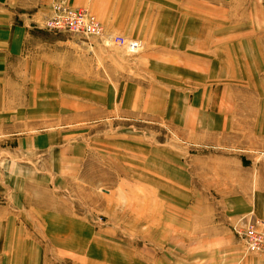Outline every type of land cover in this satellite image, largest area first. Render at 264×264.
Listing matches in <instances>:
<instances>
[{
  "label": "crops",
  "instance_id": "obj_1",
  "mask_svg": "<svg viewBox=\"0 0 264 264\" xmlns=\"http://www.w3.org/2000/svg\"><path fill=\"white\" fill-rule=\"evenodd\" d=\"M56 2L141 49L52 42ZM251 219L264 228V0H0V264H264L232 230Z\"/></svg>",
  "mask_w": 264,
  "mask_h": 264
},
{
  "label": "built area",
  "instance_id": "obj_2",
  "mask_svg": "<svg viewBox=\"0 0 264 264\" xmlns=\"http://www.w3.org/2000/svg\"><path fill=\"white\" fill-rule=\"evenodd\" d=\"M48 31L79 33L86 36L102 35L103 26L95 15L86 10L73 9L64 3L55 5L53 15L45 23ZM113 43L126 46L129 52H137L142 43L121 35H110ZM259 220L241 221L232 225V230L243 242L249 253L264 252V228Z\"/></svg>",
  "mask_w": 264,
  "mask_h": 264
},
{
  "label": "rangeland",
  "instance_id": "obj_3",
  "mask_svg": "<svg viewBox=\"0 0 264 264\" xmlns=\"http://www.w3.org/2000/svg\"><path fill=\"white\" fill-rule=\"evenodd\" d=\"M58 3H64V2H56L54 4V6H53V12H54L55 5L58 4ZM64 4H66V3H64ZM66 5H68V4H66ZM68 6H70V5H68ZM70 7L73 8V9H77V8L72 7V6H70ZM77 10H86V9H77ZM86 11H88V10H86ZM241 14H244V13H240V15ZM52 15H53V13H52ZM50 17H46L42 21V24L38 27L40 33L42 35H44V37L50 38L51 41L54 42V43H57L59 40L67 41V50H72L74 53L77 52V50L75 49L74 43H79V45H85L83 41H87V39L89 37H91V38L104 37V39H106L107 42L110 41L109 40V36L111 34H107L105 32L104 26H103V24L101 23V21L98 18L97 19L100 21V23L103 26V34L102 35H94V36H86V35L79 34V33H71V32L69 33V32L48 31V30H46L45 29V23H46V21L48 19H50ZM128 39H130V38H128ZM130 40H133V39H130ZM135 40H137V39H135ZM113 44L119 45V44H116V43H113ZM119 46H123V45H119ZM124 47H126V46H124ZM139 50L137 52H139ZM137 52H129V53L133 54V53H137ZM116 118L120 119L119 117H116ZM144 120L145 119L139 120V119H134V118L133 119H126V121L128 123H131L134 126H136V125L137 126H144L145 130L148 131V132L156 131L157 133H159L161 139L157 138L156 140H152L153 142H162V143H164L165 145H168V146H170V145H173V146L179 145L180 148H182V147L185 148L186 147V145H187L186 140L177 139L178 137H177L176 131L174 129H172L166 122L161 121V120H152V119H149V118H147L146 121H144ZM73 126H75V125H73ZM242 142L245 143V141H242ZM246 142H247V144H249V141H246Z\"/></svg>",
  "mask_w": 264,
  "mask_h": 264
}]
</instances>
